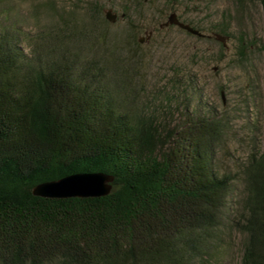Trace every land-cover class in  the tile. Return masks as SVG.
Returning <instances> with one entry per match:
<instances>
[{
	"label": "trees",
	"instance_id": "1",
	"mask_svg": "<svg viewBox=\"0 0 264 264\" xmlns=\"http://www.w3.org/2000/svg\"><path fill=\"white\" fill-rule=\"evenodd\" d=\"M180 1L167 0L170 15ZM88 5V20L54 14L35 36L0 15V264H227L234 235L241 264H264V146L239 172L238 195L216 157L229 120L197 75L148 92L134 31L119 43L103 6ZM99 172L115 178L106 197L34 195Z\"/></svg>",
	"mask_w": 264,
	"mask_h": 264
},
{
	"label": "rangeland",
	"instance_id": "2",
	"mask_svg": "<svg viewBox=\"0 0 264 264\" xmlns=\"http://www.w3.org/2000/svg\"><path fill=\"white\" fill-rule=\"evenodd\" d=\"M90 2H98L118 15L109 23V33L126 44L127 32L134 31L137 41L144 40L140 53L139 77L148 92H163L174 76L195 73L207 101L229 120V131L217 149V164L222 174L238 178V195L243 193L239 172L256 148L264 146V13L255 0H181L176 11L197 24L206 37H197L177 26L159 36L153 19L160 12L166 23L170 16L167 0H0L1 20L7 18L24 35H37L52 21L51 15L78 11L89 19ZM152 2V3H151ZM86 11V12H85ZM89 13L88 18L85 15ZM124 15V16H123ZM161 19V18H159ZM162 20V19H161ZM160 20V21H161ZM225 28L220 34L214 29ZM149 33H152L148 39ZM227 38L223 43L216 35ZM212 36V37H208ZM29 47L31 44L26 41ZM127 49V48H126ZM241 236L231 240L227 264H241Z\"/></svg>",
	"mask_w": 264,
	"mask_h": 264
},
{
	"label": "water",
	"instance_id": "3",
	"mask_svg": "<svg viewBox=\"0 0 264 264\" xmlns=\"http://www.w3.org/2000/svg\"><path fill=\"white\" fill-rule=\"evenodd\" d=\"M106 18L110 23H116L118 15L112 9L106 10ZM177 26L180 29L197 37H206L198 29L190 24L182 22L177 13H172L165 26ZM152 36L149 33L148 39ZM212 37V36H208ZM217 39L225 43L227 38L216 35ZM144 43V40H140ZM114 176L106 173H81L74 174L56 181L41 183L34 189V195L51 199H69V198H99L111 194L114 183Z\"/></svg>",
	"mask_w": 264,
	"mask_h": 264
}]
</instances>
